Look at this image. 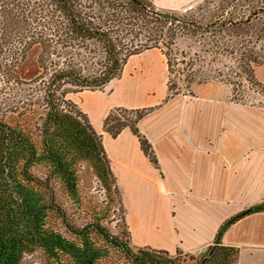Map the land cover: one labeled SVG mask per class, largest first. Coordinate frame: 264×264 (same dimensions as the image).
Instances as JSON below:
<instances>
[{"label": "trees", "instance_id": "obj_1", "mask_svg": "<svg viewBox=\"0 0 264 264\" xmlns=\"http://www.w3.org/2000/svg\"><path fill=\"white\" fill-rule=\"evenodd\" d=\"M12 44L20 61L38 48L43 110H23L15 126L0 121V264H27L35 252L42 264H183L179 256L235 264L223 234L264 212V201L228 218L204 252L133 245L103 136L66 96L103 91L130 57L151 49L166 61L163 102L216 82L231 88L232 102L264 107V83L254 77L264 65V0H200L181 11L151 0H0V46ZM153 110L114 107L102 130L117 138L129 129L158 168L138 128Z\"/></svg>", "mask_w": 264, "mask_h": 264}, {"label": "crops", "instance_id": "obj_2", "mask_svg": "<svg viewBox=\"0 0 264 264\" xmlns=\"http://www.w3.org/2000/svg\"><path fill=\"white\" fill-rule=\"evenodd\" d=\"M151 1L156 8L181 11L200 0ZM150 50L134 57L150 55ZM164 62L166 65L165 58ZM142 72V68L135 67L130 74ZM106 88L101 92L82 91L72 102L103 136L106 155L122 192L133 245L171 255L177 250L198 254L215 240L228 218L264 201V140L239 132L238 121L230 119L229 114L238 118L244 113L220 99L216 82L193 85L188 95H177L167 103L163 102L165 82V95L154 104L133 99L127 105H84L83 97L104 94ZM170 106L173 115L161 114ZM114 107L154 108L138 128L151 145L158 168L149 162L129 129L117 138L103 132L102 122ZM221 243L238 252L235 264H264V212L231 225Z\"/></svg>", "mask_w": 264, "mask_h": 264}, {"label": "rangeland", "instance_id": "obj_3", "mask_svg": "<svg viewBox=\"0 0 264 264\" xmlns=\"http://www.w3.org/2000/svg\"><path fill=\"white\" fill-rule=\"evenodd\" d=\"M19 49L20 47L16 44L8 45V48L0 46V121L6 120L12 126L20 122L22 118L20 114H22L23 110H43L42 102H36L37 87L40 84L38 80L40 71L37 63L38 48L33 47L30 49L21 61L19 60L21 56ZM148 52L150 55L130 57L124 66L120 80L113 81L104 90L105 95L100 93L93 95V93H90L83 97L84 105L94 107L114 104L127 105L133 99L143 104H154L161 99L162 95L164 97L167 73L164 58L158 50H150ZM14 57H16L15 60ZM16 61L17 63H15ZM135 67L142 68L144 72L131 76L130 73ZM254 77L258 82L264 83V65L255 69ZM218 86L221 90L218 95L220 99L228 102L230 105H236V109L244 113L242 117L239 116L238 118L235 115L229 114L230 119L238 121L239 132L243 133L244 136H258V140H264V109L257 106L251 107L249 103L232 102L231 88L223 84H218ZM110 90L112 92L107 96ZM79 93L81 92L70 93L66 98L71 101L77 100L80 97ZM248 94L251 98H258L250 93ZM34 103L36 104L34 105ZM161 112V114L173 115L174 108L170 106V108ZM43 172H45L44 168L39 169L38 173L42 176ZM93 182L96 184L95 180ZM179 260L183 264H193L191 260L184 258V256H179ZM24 261L27 264H42L40 255L37 252L27 255Z\"/></svg>", "mask_w": 264, "mask_h": 264}, {"label": "water", "instance_id": "obj_4", "mask_svg": "<svg viewBox=\"0 0 264 264\" xmlns=\"http://www.w3.org/2000/svg\"><path fill=\"white\" fill-rule=\"evenodd\" d=\"M205 251V248L201 250V252H204ZM238 252L235 251V256H237Z\"/></svg>", "mask_w": 264, "mask_h": 264}]
</instances>
